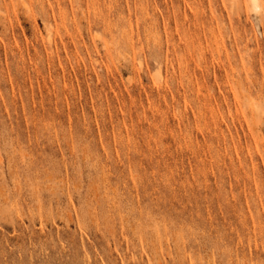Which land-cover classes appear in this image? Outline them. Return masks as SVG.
Wrapping results in <instances>:
<instances>
[{"label":"rangeland","instance_id":"rangeland-1","mask_svg":"<svg viewBox=\"0 0 264 264\" xmlns=\"http://www.w3.org/2000/svg\"><path fill=\"white\" fill-rule=\"evenodd\" d=\"M0 264H264V0H0Z\"/></svg>","mask_w":264,"mask_h":264},{"label":"bare ground","instance_id":"bare-ground-1","mask_svg":"<svg viewBox=\"0 0 264 264\" xmlns=\"http://www.w3.org/2000/svg\"><path fill=\"white\" fill-rule=\"evenodd\" d=\"M255 9H256V10L258 9V6H257V5H255Z\"/></svg>","mask_w":264,"mask_h":264}]
</instances>
